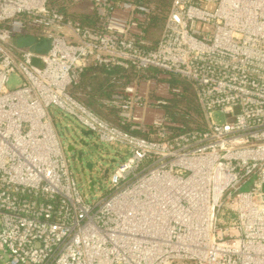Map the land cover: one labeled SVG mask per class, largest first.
<instances>
[{
    "label": "built area",
    "instance_id": "1",
    "mask_svg": "<svg viewBox=\"0 0 264 264\" xmlns=\"http://www.w3.org/2000/svg\"><path fill=\"white\" fill-rule=\"evenodd\" d=\"M168 1L152 41L164 0H0V264H264V0ZM53 105L126 146L98 200Z\"/></svg>",
    "mask_w": 264,
    "mask_h": 264
},
{
    "label": "rangeland",
    "instance_id": "2",
    "mask_svg": "<svg viewBox=\"0 0 264 264\" xmlns=\"http://www.w3.org/2000/svg\"><path fill=\"white\" fill-rule=\"evenodd\" d=\"M158 29H149V36L152 41H155L159 36ZM94 80V79H93ZM92 80H87V86L81 85L75 91V94L83 100L88 95H91L87 91L102 92L100 94H105L106 92V80L101 79L98 85L93 86L88 85ZM179 84H183L184 90L189 89V92L185 91L186 94L195 98V92L193 86L187 82L181 80L176 81ZM22 83L21 76L19 73H13L10 76L9 82L6 85L7 89H12L17 87ZM91 87V88H89ZM91 89V90H89ZM87 90V91H86ZM92 92L94 94H97ZM93 94V95H94ZM86 98V100L91 104H88L97 114L101 115L103 118L108 119L105 113H103L101 105L94 100H96V95ZM181 98V97H180ZM179 100V99H178ZM197 103V102H196ZM51 112L55 113L56 116V130L62 142L65 151L70 154L71 157V169L77 179L78 184L81 189L89 196L93 201L98 200L104 193L110 188L111 175L114 172L117 165L123 160L125 155L126 146L120 143H105L97 140L94 134H86L87 129L78 121V119L66 112H63L56 106H51ZM193 112V111H192ZM199 114L194 111V114ZM200 115V114H199ZM198 115V116H199ZM110 120V119H109ZM189 120V119H188ZM83 141L86 145H83ZM70 143H75L78 150H82L83 163L75 159L78 153H69L67 151V146ZM114 159V161H113ZM91 161L93 163V168L87 167L86 163ZM91 180H95L94 190H90L89 183Z\"/></svg>",
    "mask_w": 264,
    "mask_h": 264
},
{
    "label": "trees",
    "instance_id": "3",
    "mask_svg": "<svg viewBox=\"0 0 264 264\" xmlns=\"http://www.w3.org/2000/svg\"><path fill=\"white\" fill-rule=\"evenodd\" d=\"M168 3H169L168 0H164V10H162L164 12V15H158L157 17L155 16L151 20V22L149 24V28L150 29H158V28L161 27V24L165 20V9H167ZM146 36L147 37H150L149 35H146ZM98 72H99V69L98 68H88L87 71H86V74H85V76H84V78L82 80V87L88 83L87 80H92V81H89L90 83L88 85H91L94 88L95 85H98L99 84V82L101 81L102 78H104V80L107 79V76L105 75L106 74V69L101 68V70L99 72V75L96 74ZM97 90L98 89H96L95 91H97ZM95 91H92V92H95ZM185 91H187V93H188L189 92V89H187V87H186V90H184V93L182 94L181 99H180L181 100V103H183L185 109L187 111H193V112L196 111L197 113H199L200 115H202L201 108L196 103V99H194L193 97H191L188 94H186ZM92 92L90 93L91 95H88L86 98H90V96H92L94 94ZM74 95L75 96H78V95L75 94V92H74ZM86 98H83V100L81 98V100L87 106H89L88 104H90V103L86 100ZM184 121L187 123L188 126L191 125V122L192 121L190 119L188 120L186 117H184ZM194 126H199V125L195 124Z\"/></svg>",
    "mask_w": 264,
    "mask_h": 264
},
{
    "label": "water",
    "instance_id": "4",
    "mask_svg": "<svg viewBox=\"0 0 264 264\" xmlns=\"http://www.w3.org/2000/svg\"><path fill=\"white\" fill-rule=\"evenodd\" d=\"M35 41V38L30 36V37H18V38H15L14 39V43L17 45V46H23V47H26V46H31V48L38 52V53H46L49 49V41L48 40H43L41 42H38V43H34ZM86 134H91L89 131L86 132ZM83 145H86V142L83 141ZM77 147H76V144L75 143H70L68 146H67V151L69 153H75L77 152L76 151ZM78 161L83 163V156H82V150H78ZM114 161V159H113ZM87 167L90 169V171L92 170L93 168V163L91 161L87 162L86 163ZM94 183H95V180H91L90 183H89V186H90V190L93 191L94 190Z\"/></svg>",
    "mask_w": 264,
    "mask_h": 264
},
{
    "label": "flooded vegetation",
    "instance_id": "5",
    "mask_svg": "<svg viewBox=\"0 0 264 264\" xmlns=\"http://www.w3.org/2000/svg\"><path fill=\"white\" fill-rule=\"evenodd\" d=\"M76 147H77V146H76ZM76 151H77V152H75V153H78V149H76ZM78 155H79V153H78ZM75 159L78 160V156H76Z\"/></svg>",
    "mask_w": 264,
    "mask_h": 264
}]
</instances>
